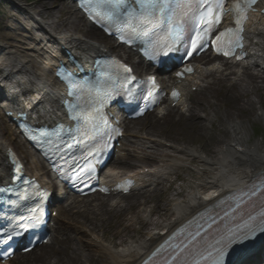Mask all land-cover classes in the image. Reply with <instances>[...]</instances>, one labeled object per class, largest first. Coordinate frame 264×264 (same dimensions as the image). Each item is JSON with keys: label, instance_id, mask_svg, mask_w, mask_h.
<instances>
[{"label": "bare ground", "instance_id": "1", "mask_svg": "<svg viewBox=\"0 0 264 264\" xmlns=\"http://www.w3.org/2000/svg\"><path fill=\"white\" fill-rule=\"evenodd\" d=\"M6 2V9L14 6L21 11L18 19L27 17L48 36L46 37L47 44L40 41L41 43L37 46L33 44L36 38H33L30 29L21 24L18 26L12 24L13 26L11 25L10 28L6 26L14 34V37H7V40L13 42L11 46L0 45V53H3L5 57L0 62V85L3 84L4 78H10L17 82L25 91L31 85H43L49 98L41 103L36 114L39 115L40 120L52 119L59 103L60 89L53 73L49 71L55 59L45 63L47 55L54 52L52 48L47 47L48 44H51L54 50L57 47H64L87 61L92 54L98 53L99 44L90 42L86 37L110 40L103 37L96 29L86 26L82 17L76 15L70 0H40L39 5H36L35 8L28 7V4L20 1L7 0ZM15 16L17 15L14 14L13 17ZM16 35L21 36L24 40H16ZM13 39L15 40L13 41ZM248 47L250 59L246 65L215 61L205 69H211V75L217 76V80L220 82H225L230 76L235 79L234 85L225 87L226 92L221 99L227 109L224 121L220 123L225 135L218 139L219 146L214 149L200 147L201 150H198L174 143L168 147L163 140L155 137L145 138L130 131L125 140L132 141L134 146L127 156L123 154L125 151L121 150L116 163L126 167L132 166L133 163L128 158L129 156L134 160H154L157 161V165L149 168L147 173L144 172L145 174H142L141 171L147 168L133 171V174H137L138 180L136 190L141 192L134 197H118L120 200H128L125 205H122V201H117V197H100L98 195L81 200L73 199L65 203V206L59 210L60 215H64V218L58 219L65 225L62 227L64 233L60 234V236H64L63 242L60 244L62 248L59 250L60 253L66 255L67 249L72 248L69 258L78 260V264H141L155 248L168 238L169 232L172 233L204 210L206 206L215 202L214 189L222 188L226 184L235 188L245 187L257 175L264 172V143H253L244 127L236 122L238 114L247 110L252 111L256 106H262L264 103V70L261 68L264 65V23L259 28L249 31ZM134 65L137 69L141 68L138 63H134ZM204 71L182 85L185 88V93H189V89L195 85H200L202 88V83L209 77H203ZM168 80H173V77L169 76ZM187 98L183 97L182 104L186 103ZM196 110L188 107L183 113L176 115L177 121L172 128V133L181 135L183 139L187 140L188 145L191 143L189 141L191 136H196V134L199 136L198 134L207 130V123L212 131L217 121L215 114L206 119ZM162 111L159 110L156 116L160 115ZM172 111L174 110L169 108L168 112ZM260 112L262 114L258 117L264 121V111ZM141 120L130 122L128 129ZM154 124H157V120ZM3 135V129L0 126V175L2 179L5 178L4 152L7 147H10ZM180 156L182 159H187L185 163L182 162ZM30 159L31 163L27 168V173L44 180L47 173L43 170L41 163L33 158ZM184 169L190 171L188 177L192 180L187 187L188 193L183 195V192L179 191L171 196L170 191L175 181L170 182L169 188H165V183L169 182V175L178 174ZM105 176L106 180H110L121 175L114 170H108ZM154 186L155 188L151 192L149 189ZM93 198L99 201L95 205L89 202ZM141 198L144 200L140 203ZM151 199H155L156 203L148 211V214L145 211V215H147L141 216L144 209L141 214H137L138 223L147 231L142 240H125L126 235H122L117 247L114 240L104 237L101 226L108 218L114 215L119 216L121 212L128 210L131 205H135L137 202L146 206ZM79 218L84 219L83 223L87 227L78 224L77 219ZM129 225L131 224L129 223ZM126 229H130V227L128 226ZM97 231L103 235H99ZM81 232H85L88 237L85 241L84 239L81 241L84 236ZM73 233L78 234V241L73 237ZM53 244H58V242L52 240L49 245L42 246L38 256L32 258V264H41L46 256L54 254L55 249L51 247ZM34 252L35 249L27 255L19 256V258L24 260L31 257ZM95 257H100L101 260H96ZM70 260H65L66 264H71L68 263ZM49 264H61V261L54 257V260ZM257 264H264V257L258 260Z\"/></svg>", "mask_w": 264, "mask_h": 264}, {"label": "snow or ice", "instance_id": "2", "mask_svg": "<svg viewBox=\"0 0 264 264\" xmlns=\"http://www.w3.org/2000/svg\"><path fill=\"white\" fill-rule=\"evenodd\" d=\"M226 2L227 0H131L129 3L126 0H85V8L92 16L120 32L126 43L141 40L147 46L146 54L152 59L161 54L167 56L170 52H177L179 46L186 49L183 55L190 59L210 40L217 53L226 57L235 56L237 60H242L244 54L236 55V52L237 49L244 48L245 24L249 19V12L255 9L259 0H235L230 10L226 9ZM229 11L232 13L234 27L224 28L213 36ZM189 33L190 37L186 40L185 35ZM107 67L112 70L105 77L94 82L79 83L74 78L75 74L67 72L63 74V82L71 85L72 91L69 95L74 96L77 101L75 105L69 104L75 109L72 119L82 121L75 129V134L67 133L72 143H68L60 135L63 129L54 134L59 139L55 144L52 139H37L38 147H43L45 144L53 145L56 153L65 151L61 144H65L67 148L84 144L89 150L82 159L88 161V165L87 168H80V171L89 178H91L90 173L95 172L94 164L100 162V154L107 149L112 139V135L104 131L108 123L102 117V106L119 95L121 89L131 96V88L125 86L132 84L136 79L134 76L126 75L131 69L115 60ZM192 71L191 68L185 67L184 71L178 72L177 75L183 77L184 73ZM136 87H139L138 83ZM156 90L155 81H150L146 96H152ZM172 96L174 100L179 99L178 92L174 91ZM94 113L101 114L99 124L95 121ZM116 131L111 129V132ZM41 136L47 137L49 133L43 132ZM105 136L107 140H104ZM88 140L96 143L89 146ZM44 155L47 156L48 152L45 151ZM89 157L92 159L89 160ZM16 170L19 172V167ZM78 178L82 179V177ZM261 189H264V183L259 187L253 185L248 191L243 192L237 197L235 206H230L231 211H225L220 219L234 218L233 214L245 203L244 197L251 199ZM100 190L107 191L104 188ZM124 191H127V187ZM38 195L44 197L47 194L41 192ZM240 219L243 223H237L235 227L226 226L212 240L204 236L206 228L197 222L195 229L187 232L185 240L177 244L169 243L166 246L171 251L162 264H225V257L234 244L251 239L257 232L264 233V208H261L256 215L249 213L247 218L240 217ZM216 223V217H208L207 228H211ZM14 235L19 236L21 232L16 230L10 233L8 240ZM188 257L191 259L189 260Z\"/></svg>", "mask_w": 264, "mask_h": 264}, {"label": "rangeland", "instance_id": "3", "mask_svg": "<svg viewBox=\"0 0 264 264\" xmlns=\"http://www.w3.org/2000/svg\"><path fill=\"white\" fill-rule=\"evenodd\" d=\"M7 1V0H6ZM6 1L0 0V7L6 6ZM14 1H20L22 3L28 4V7L35 8L36 5H39L40 0H14ZM12 9L13 6H10ZM16 10H2L0 11V45L4 47H9L11 44H13L12 41L7 40V37H14V34L11 33L8 28L11 27L13 24L14 26H18L16 21L17 19H9L5 14L12 15L13 13H16L19 15ZM12 25V26H13ZM86 25V24H85ZM8 26V28L6 27ZM79 35V34H78ZM89 41L95 42V43H100L104 47H107L109 44L108 42H102L99 38H91V37H86ZM16 40H24V38H21V36L16 35L15 37ZM13 39V41L15 40ZM110 45V44H109ZM13 52H16L13 50ZM115 53L119 54L120 56H123V54L120 53L119 49H115ZM131 64L134 63V60H128ZM233 78L231 76L226 79L224 82H220L217 80V76L215 75H210L209 78H207L206 83H204V89L202 92L195 93L192 95V100L190 104L191 109H197L196 111H199L200 114L206 118L209 119L212 115L217 116V121L215 122L214 128L211 131L210 125L207 123L208 128L204 132L198 134L199 136H191V143L188 145L187 140L183 139L181 135H178L177 133H172V128L175 126V123L177 121V116L180 112L174 111L171 113H168L164 118L159 119L155 114L149 115L145 117L143 120L140 122L132 125V128L127 129V134L130 133V131L138 133L140 136H144L145 138L147 137H155L159 140L165 141V143L168 146L173 145L174 143L177 145H187L190 146V148L198 149L201 150V148H210L214 149L218 147V139H220L222 136L225 135L224 129L222 126H220V123L224 121L225 118V111L227 109L226 104L221 101L222 96L226 92L227 86L233 85ZM235 88V87H234ZM236 90V89H235ZM234 90V93H235ZM237 94V93H236ZM244 100V99H243ZM203 102V103H200ZM264 111V103L262 106H256L254 110L250 111H244L238 114L236 122L238 125L241 127H244L245 132L250 136L251 141L253 143L255 142H261L264 143V121L258 117V115H261L262 112ZM232 115V114H231ZM209 117V118H207ZM231 117V116H230ZM157 120V124H154V122ZM0 126L3 129L4 133V139L11 144L21 155L23 161L25 162V165L27 168L30 167L31 159L32 156L30 153L25 149V146L21 144V142L18 140L13 128L5 122L4 118L2 115H0ZM146 135V136H145ZM195 135V134H193ZM132 141L125 142L124 150L125 153L127 154L133 147ZM201 147V148H200ZM221 147V146H220ZM264 147V145H263ZM136 148V147H135ZM204 148V149H205ZM129 150V151H128ZM138 150V149H136ZM150 150V149H148ZM264 151V148H263ZM140 152V150H139ZM181 157V156H180ZM34 159H36L34 157ZM132 160L131 162L133 163L132 166L126 167L120 164H112L109 170L115 171L117 173H120V175L126 174L128 172H133L136 171L137 169L141 168H151L153 166L157 165V161L154 160ZM184 159V158H183ZM181 157L182 162H186V160H183ZM45 169V168H44ZM190 171L184 169L178 172V174H171L169 175V182L165 183V188H169L172 181H175L174 185L172 186V189L170 191L171 196L174 194H177V192L182 191L183 195H187L188 190L187 187L189 184L192 182V180L188 177V174ZM155 186L151 187L149 190L153 192ZM183 188V189H181ZM134 197V196H132ZM117 201H122V205H125L128 200H120L116 199ZM144 199H140L139 202L141 203ZM92 205L97 204L99 202L96 200V198H93L89 201ZM139 202H137L135 205H131L128 210L121 212L119 216L114 215L108 218L107 221L104 222V224L101 226L102 228V233L104 234V237L108 240H114L115 243L117 244L121 239L122 235L125 236V240H133V241H139L142 240L147 231L143 229V226L138 223V218L137 214H141L142 209H144V212L141 214V216L145 215V211H148L155 206V199H151L146 206H142ZM79 207V206H76ZM145 207V208H144ZM146 214V215H147ZM145 215V216H146ZM64 215H60L58 219H63ZM84 219H77L78 224L82 225V227L85 225L83 222ZM129 223L131 225H129ZM65 226L62 221H58L57 224V230L58 233L61 232V228ZM130 227V229H126L127 227ZM85 227H87L85 225ZM64 229V228H63ZM86 229V228H84ZM82 233V232H81ZM99 235H103L101 232L97 231ZM83 238L81 241L86 240L87 235L85 232L82 233ZM77 236V237H76ZM73 237L77 238V241L79 240L78 234L76 235L73 233ZM63 237L60 240V236L57 235L55 242L57 241L58 244H53L51 247L54 250V254L48 255L42 260L41 264H49L54 260V257L59 258L61 261V264H66L65 260H70L69 256L71 255L72 248H68L66 251V255L60 253L61 246L60 244L63 242ZM118 247V244H117ZM40 250H36L33 255L29 258H26L24 260H21L19 257H16L15 260L12 262V264H32V258L34 256H38ZM96 260H101L100 257H95ZM68 263L71 264H78V260L71 259Z\"/></svg>", "mask_w": 264, "mask_h": 264}]
</instances>
